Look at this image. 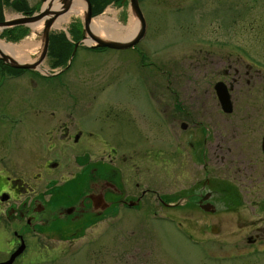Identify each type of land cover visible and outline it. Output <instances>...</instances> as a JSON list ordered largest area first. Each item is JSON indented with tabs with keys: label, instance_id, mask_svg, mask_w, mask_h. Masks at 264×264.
Returning a JSON list of instances; mask_svg holds the SVG:
<instances>
[{
	"label": "rangeland",
	"instance_id": "obj_1",
	"mask_svg": "<svg viewBox=\"0 0 264 264\" xmlns=\"http://www.w3.org/2000/svg\"><path fill=\"white\" fill-rule=\"evenodd\" d=\"M8 1L11 2L7 0V3ZM23 2L27 7L34 8L35 0H24ZM78 2L81 3V11L77 14L69 11L65 22L60 23V28L52 27L49 33L56 34L61 32V29L67 31L68 26H78V19L83 17L85 11V8L82 9L81 0ZM44 4L45 2H41V6ZM176 6L182 7L176 9ZM138 9L144 20V33L141 39L134 44V49H131L133 46L129 47L130 49L120 50L106 48L94 54L78 49L70 66L67 67L68 64L66 65L65 62L68 52L62 60H59V56L64 51L54 56L48 52V46L54 44V37L48 34L46 51L39 60L44 47L43 28H41V34L31 37L32 31L25 25L33 21H18L22 19L21 14L11 12L9 6L5 8L7 11L4 17L7 23L0 26V43L17 46L29 39L35 42L37 48L32 51L27 49L26 57L15 53L14 59L9 57L11 53L3 52L6 55L4 60L8 62L10 59L13 62L29 64L35 68L39 64L40 73H44V77H35L31 84L28 76H24L18 83L9 77L0 88V96L7 103V111L12 117H17L20 108H24L22 119L25 125L24 129L19 131V135L15 136L8 129L6 121H0L1 165L8 160V163L11 161L15 163V169L20 166L30 169L35 163L56 161L58 167L50 169L47 175L40 171L41 183L48 178L59 179L60 183L68 180L70 174L77 171L74 160L79 159L84 149L87 153L89 152L86 144L79 142L74 144L70 139L59 137L61 131L67 130L68 132V128L74 130L77 122L90 123L87 124V129L101 133L102 138L110 147L159 149L166 134L158 122L160 114L156 113L154 108L155 101L161 100V94L155 86L162 85L160 70L166 64L173 62V68L177 71V69H183L181 64L183 58L188 59L185 64L194 63V59H199V83L193 82L188 73H191V70L186 71L185 78H189V81L183 80V77L177 80V76L171 78L176 80L175 85L178 83L181 85L179 94L183 93L186 101L193 97L192 101L203 102V105H199L201 108L193 107V109H187L188 111L194 114L195 112L202 113L212 118L215 117L213 112L210 114L203 112L209 111V108L215 105L216 100L209 85L218 79L216 75L219 70L230 63L232 70H237L240 74L244 68L242 60L250 64H262L264 69V0H141ZM108 10L111 13L107 12ZM101 16L111 19L112 25L126 26L130 21L136 25V28L138 26L130 7L109 5L104 12L93 17ZM13 20L16 21L10 22ZM41 23L43 25V22ZM5 29L7 31L2 32ZM23 29L24 35L20 33ZM1 32L21 35L15 40H8L2 36ZM63 37L66 39L64 33ZM67 38L71 39L69 33ZM196 41H199L201 49L194 45ZM68 47L69 45L66 44L65 48L70 51ZM140 54L148 58L141 63L147 65L145 68L152 71L149 74L135 69H139L136 64ZM20 56H23L25 60ZM165 58H168L170 62ZM210 61L216 62V65H209ZM60 66L68 69L62 75L54 77ZM189 68L193 69L191 66ZM47 74L54 76L45 77ZM262 81L261 85L264 84V77ZM65 83H67L66 86ZM150 86L153 88L150 89ZM95 88L96 90H93ZM257 88V85L246 88L240 80L234 85L230 94L233 104V114L230 116L233 118L232 122H229L228 118L221 120L216 117L212 120V124L220 135L225 130L229 132L231 128L234 133L249 132V121L255 120L257 113L250 109L249 116L244 114L246 112L240 107V103L245 100V94L255 96V99L250 100L260 101L261 94H256ZM118 89L122 90L121 98L124 97L123 90L132 92L130 103L124 104L118 99L116 93ZM69 93H71L70 96H68ZM75 97L79 103L76 104L74 110L67 109L66 104ZM80 107L84 109L81 110ZM157 110L161 111L160 108ZM69 111L72 115L71 124H66L67 120L64 117L62 118L63 124L55 122L57 117ZM171 111V108H167V118ZM244 116L250 117L247 119L248 127L244 124ZM99 121L100 128L96 124ZM34 124L39 129L38 138H33ZM52 126L53 129L48 131ZM178 131L172 129L171 135L168 136L170 164L166 169L167 177L165 179L155 178L159 168L151 164L153 180L162 181L164 184H187L191 180V170L187 169L186 178L181 181L179 169L182 157L179 160L174 147L179 135ZM173 132L176 135L174 137ZM191 132L186 131L181 137L186 138L187 134H192ZM12 137L23 143L22 148L12 151L9 141ZM35 148L36 151L32 152L31 149ZM94 149L97 150L99 147L93 146L90 150ZM185 152L183 159L187 160L188 151ZM151 155L153 159L155 154L152 152ZM153 189L160 194L163 192L172 194L176 191L175 186L172 185L169 188L158 185V188L153 187ZM217 206L219 211L216 215L199 214L200 218L197 217L196 210L190 208L162 209L157 217L152 218L145 216L144 212L139 210H119V216H109L89 226L82 237L72 241L76 253L60 257L56 264H143L144 262L153 264H244L245 260L242 259L225 261L227 258L224 255L227 249L221 239L227 227L218 224L215 220L220 218L227 222V219H231V215L227 214L229 210L225 208L223 201L218 200ZM156 211L159 213L158 209ZM232 216L234 217L233 214ZM208 224H213L214 230H221L220 235L217 234L215 237V233L212 234L209 231ZM18 227L0 223V260L5 258L7 249L4 245L5 241L13 237L11 232L18 230ZM228 231L240 232L236 226H232ZM210 252H215L217 255L213 262L210 260ZM261 257L250 259V262L264 260ZM19 259L14 264H19Z\"/></svg>",
	"mask_w": 264,
	"mask_h": 264
},
{
	"label": "flooded vegetation",
	"instance_id": "obj_2",
	"mask_svg": "<svg viewBox=\"0 0 264 264\" xmlns=\"http://www.w3.org/2000/svg\"><path fill=\"white\" fill-rule=\"evenodd\" d=\"M6 1L1 0V4ZM140 1L137 0L139 6ZM121 7L129 8L128 0H124ZM181 7L176 6V9ZM81 24L82 19L79 18L77 26L79 37L73 43L80 40ZM75 30L72 29V32L74 33ZM4 31L7 30L2 32ZM194 45L201 49L199 41ZM78 49L94 54L106 48H92L78 44L75 52ZM131 49H134V46ZM138 56L139 61L136 65L139 69L135 68L136 71L146 74L152 72L145 68L147 65L141 63L148 59L147 56L143 54ZM73 57L67 67L70 66ZM165 59L170 62L168 58ZM187 60L182 59L183 69L177 71L173 68V62L166 64L160 70L162 85L155 86L161 94V100L155 101L154 108L156 113L160 114L158 122L166 134L161 148L145 150L133 147H110L101 133L87 129V124L90 123L77 122L74 130L68 128L69 134L67 130L61 131L59 137L70 139L74 144L78 142L86 144L89 152L84 149L79 159L74 160L77 171L70 174L68 180L60 183L59 179L48 178L41 183L40 171L47 175L50 169L58 167L56 161L35 163L30 169L22 166L15 169V163L13 161L8 163V160L5 164H0V223L10 227L19 226L18 230H12L13 237L5 241L4 245L7 248L5 258L0 260V263L7 261L21 246V251L10 264H14L19 258V264H56L60 257L76 253L72 241L82 237L89 226L109 216H119V210H139L143 211L145 216L152 218L157 217L162 209L190 208L195 209L197 217L200 218V215H216L219 211L217 206L219 200L223 201L225 208L229 210L227 214L231 215V219H227V222L220 218L215 220L218 224L227 227L221 239L227 249L224 255L227 258L225 261L242 259L245 260L244 264H264V260L250 262V259H256L257 256L264 258V154L261 149L264 134V84L261 85V82H263L264 69L262 64H250L242 60L244 68L240 74L237 70H232L230 63L219 70L216 75L218 79L209 85L216 100L215 105L210 107L209 111L203 112L204 114L213 112L215 117L212 118L202 113L194 114L188 111L187 109L193 107L201 108L199 105H203V102L192 101L193 97L186 101L183 93L179 94L181 85L174 84L180 77L189 81V78H185L188 70L192 71L188 73L193 82L199 83V59H194V63L185 64ZM209 65H216V62L210 61ZM190 66L193 69H190ZM63 67H60L55 76L47 74L45 77L62 75L68 69ZM24 76L30 77L28 81L31 84L35 77H44V74L36 69L12 68L0 59V88L9 77L18 83ZM175 76H177L176 80L171 78ZM239 80L246 88L257 85L256 94H261L260 101L250 100L255 99V96L245 94V100L240 103V107L246 112L244 114L249 116L251 109L256 111L257 116L255 120L249 121V127L247 119L250 117H243L249 132L234 133L231 128L229 132L225 130L220 135L212 120L216 117L221 120L228 118L229 122H232L233 118L230 116L233 114V104L230 100V111L223 110L217 100L216 90L219 87L225 89L230 99L234 85ZM64 85L66 86L67 83ZM152 88L153 86H150V89ZM123 92L124 97L121 98L122 90L116 91L118 99L124 104L130 103L132 92L129 90ZM70 95L71 93L68 94ZM78 103L75 97L74 100H69L66 107L74 110ZM6 106L7 103L0 96V121H6L12 135L17 136L25 127L22 119L24 108H20L18 116L14 118L9 114ZM157 108L161 111L159 112ZM167 108L172 109L169 118L166 117ZM80 109L83 110L84 107ZM63 117L67 120L66 124H71L70 111L57 117L55 122L63 124ZM96 124L100 128V121ZM33 128L35 132L33 138H38L39 129L36 124ZM52 129L53 126L48 131ZM172 129L179 130L174 147L179 160L182 157L179 169L181 181L186 178L187 169L191 170V180L187 184H164L162 181L153 180L151 176V164H154L160 170L156 172L155 178L167 177L166 169L170 164L168 136L171 135ZM186 131H192V134L182 138ZM172 136H176L174 132ZM9 141L12 151L22 148L23 143L14 137ZM93 146L99 149L90 150ZM31 150L35 152L36 148ZM185 151H188L187 160L183 159ZM152 152L155 154L153 159ZM158 185L163 188L172 185L175 186L176 191L172 194L165 192L160 194L153 189V187L158 188ZM232 226H236L240 232L228 231ZM208 227L212 234L215 233V237L217 234L220 235L221 230H214L213 224H208ZM215 257H217L215 252H210L212 262Z\"/></svg>",
	"mask_w": 264,
	"mask_h": 264
},
{
	"label": "water",
	"instance_id": "obj_3",
	"mask_svg": "<svg viewBox=\"0 0 264 264\" xmlns=\"http://www.w3.org/2000/svg\"><path fill=\"white\" fill-rule=\"evenodd\" d=\"M55 1H58L59 4H56ZM77 0H43L45 4L40 7L39 11L36 14H32L31 16L28 17H23L22 19L18 21H26V22H39L41 19L43 21V31L42 35L44 38V47L42 50L41 57H39V60L42 58L46 51V45H47V34L49 29L52 27V24L54 23V20L59 17L60 15L64 14L67 12V10L71 7L72 3H75ZM84 2L86 5L85 11L83 14V24H82V29H81V41H78L76 44H74L73 49L70 53V56L68 58V63L71 60V57L73 56L74 49L76 45L81 43L84 46H89V47H103V48H111V49H126L129 47H132L136 42H138L143 33H144V21L142 19L141 13L138 9L137 6V1L136 0H128L129 1V7L137 19L138 26L135 31V33L129 37H125L123 39H113V38H107L103 39L100 37H97L93 29L91 27V13H90V4L88 0H81ZM68 8V9H67ZM44 17V18H43ZM16 20L10 21V22H15ZM29 23L25 25L28 28V25L30 24H35V23ZM7 22H0V26H4ZM0 58L1 60L7 62L6 56L0 53ZM11 61V62H10ZM38 61V60H37ZM9 62V63H8ZM7 63L13 67V68H33L32 65H22L16 62H13L12 60L9 59ZM216 95H217V100L220 102L221 107L225 111H230V100H229V95L226 92L225 89H222L221 87L217 88L216 90ZM261 149L264 154V134L262 138V144H261ZM21 251V246L13 253L10 255L9 259L3 263L0 264H10L14 257Z\"/></svg>",
	"mask_w": 264,
	"mask_h": 264
},
{
	"label": "bare ground",
	"instance_id": "obj_4",
	"mask_svg": "<svg viewBox=\"0 0 264 264\" xmlns=\"http://www.w3.org/2000/svg\"><path fill=\"white\" fill-rule=\"evenodd\" d=\"M55 3L58 4V1H55ZM82 9H84V3L83 2H82ZM67 11H68L67 13H64L62 16L57 17L54 20L52 27L60 28V23L65 22L66 16H67V14H69V11H70V13H76V14L79 13L81 11V3H79V2L72 3L71 7ZM107 12H110V10H108ZM41 22H43L42 19L37 24L28 25V28L25 26L27 29L32 31L31 37L34 36L35 34L36 35L41 34V28H43V27H41V25H42ZM107 24L112 25L111 19H109L108 17L101 16V17H97V18L93 19L91 21V27L93 29L94 34L100 38H103V37H106V38H125V37L131 36L132 33H134L137 29L136 25L131 23L130 21L128 22V24L126 26H117L114 24L111 26V25H107ZM26 40H28V41H24L17 46H8V45H4L1 42L0 43V51H1L0 53H3V52H9L12 54L17 53V54H20V55H23L24 57H26L25 51L27 49L32 51L33 49L37 48L34 41L33 42L29 41V39H26ZM37 45L39 46V43H37ZM22 57H21V59L25 60L24 57L23 58Z\"/></svg>",
	"mask_w": 264,
	"mask_h": 264
},
{
	"label": "trees",
	"instance_id": "obj_5",
	"mask_svg": "<svg viewBox=\"0 0 264 264\" xmlns=\"http://www.w3.org/2000/svg\"><path fill=\"white\" fill-rule=\"evenodd\" d=\"M110 2L119 3L120 0H89V3L91 5L92 15L93 16L98 15L102 11V9L107 4H109ZM9 4L14 11L22 12L23 14H26V15L31 14V10H29L27 8V6L25 5V3L22 0H13ZM1 20H2V14H1V9H0V21ZM20 33H22L24 35V31H20ZM20 35L21 34H17V33H16V35H12V32L2 33V36L7 38L8 40H15ZM52 37H54V44L51 46L50 45L48 46V52H50V55L54 56V55H56V54L58 55L64 51V53H62L59 56V60H62L64 58V55L67 52L69 54V51H67V49L65 48L66 44L69 45L68 48H70L71 45L65 40L62 33L56 34L55 36H52ZM54 62H52V63H54V64L57 63L56 60H54Z\"/></svg>",
	"mask_w": 264,
	"mask_h": 264
}]
</instances>
